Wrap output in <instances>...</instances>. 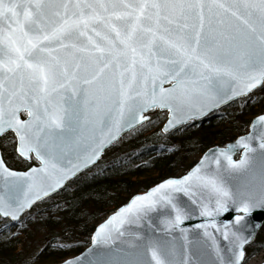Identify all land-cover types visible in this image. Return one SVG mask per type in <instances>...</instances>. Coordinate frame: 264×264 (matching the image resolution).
<instances>
[{
  "label": "snow or ice",
  "instance_id": "6c2138e0",
  "mask_svg": "<svg viewBox=\"0 0 264 264\" xmlns=\"http://www.w3.org/2000/svg\"><path fill=\"white\" fill-rule=\"evenodd\" d=\"M254 103L252 131L132 195L95 226L87 255H67L84 191L131 170L127 140L183 136ZM9 132L16 159L39 161L18 171L0 154V242L20 245L19 264H245L264 212V0H0ZM193 214L202 234L184 226Z\"/></svg>",
  "mask_w": 264,
  "mask_h": 264
},
{
  "label": "trees",
  "instance_id": "16d2710c",
  "mask_svg": "<svg viewBox=\"0 0 264 264\" xmlns=\"http://www.w3.org/2000/svg\"><path fill=\"white\" fill-rule=\"evenodd\" d=\"M261 107L262 105L254 103L241 115L236 106L229 105L221 112L213 113L202 121H197V126L183 136H154L149 130L134 139L127 140L122 151L132 154L128 158L130 163L125 165L131 170L118 172L108 180H101L98 184L91 185L90 193L88 190L84 191V200L80 207L86 211L76 222L77 230L74 233L79 243L67 255H76L82 251L90 243L91 233L96 224L108 213L125 203L130 196L145 191L162 178L184 173L195 162L191 158L196 153L201 154L213 145H224L243 134L249 125L250 118L258 114ZM153 119L155 120L156 117ZM12 136L8 133L7 137L0 139L1 152L10 167L25 169L30 164L15 158L11 145ZM166 140L171 144L180 145L179 149L169 151L171 144L166 145ZM132 156H135V159ZM258 241L259 239L256 238L254 244L264 243L263 239L261 242ZM258 244L257 246H260ZM19 247V244L12 247L6 242H0V264H19L21 259L17 255ZM258 249L259 247L254 249L247 247L245 262Z\"/></svg>",
  "mask_w": 264,
  "mask_h": 264
},
{
  "label": "water",
  "instance_id": "95a60500",
  "mask_svg": "<svg viewBox=\"0 0 264 264\" xmlns=\"http://www.w3.org/2000/svg\"><path fill=\"white\" fill-rule=\"evenodd\" d=\"M165 86H167V84L165 85ZM250 131H252V129H251V127H250V125L248 126V131L246 132V133H248V132H250ZM12 133V132H11ZM246 133H244V134H246ZM13 135H14V133H12ZM244 134H242V135H244ZM1 138V137H0ZM237 138V137H236ZM236 138L234 139V140H232V141H229V142H227L226 144H228V143H234L235 142V140H236ZM225 144V145H226ZM214 146V145H213ZM213 146H211V147H209V148H207L205 151H207L208 149H210V148H212ZM216 146H219V145H216ZM221 147H223V146H221ZM204 151V152H205ZM243 151V149L242 148H239V149H237L236 151H234V153H233V156H234V158L235 159H239L240 158V155H241V152ZM203 152V153H204ZM202 153V154H203ZM0 154H1V150H0ZM201 154V155H202ZM201 157V156H200ZM199 157V158H200ZM35 159V158H34ZM36 160V159H35ZM199 160V159H198ZM198 160L196 161V162H198ZM26 161H28V160H26ZM36 162H37V164H34V165H31V166H29V167H32V166H38L39 165V161L38 160H36ZM195 162V163H196ZM194 163V164H195ZM194 164L192 165V166H194ZM28 167V168H29ZM14 170H16V169H14ZM25 170H27V169H25ZM25 170H18V171H25ZM160 182V181H159ZM159 182H157V183H159ZM151 187V186H150ZM137 194V193H136ZM135 195V194H134ZM179 195V197H180V199H182V200H188V197H186L183 193H179L178 194ZM131 198V197H130ZM129 198V199H130ZM128 199V200H129ZM127 200V201H128ZM126 201V202H127ZM125 202V203H126ZM121 206V205H120ZM118 208V207H117ZM116 208V209H117ZM115 211V210H114ZM112 213V212H111ZM111 213H109L108 214V216L109 215H111ZM107 216V217H108ZM106 217V218H107ZM105 218V219H106ZM104 219V220H105ZM221 221H223V220H230L231 219V217L229 216V215H227V214H223L222 216H221ZM104 220H102V221H100L96 226H98L100 223H102ZM202 222V218L198 215V214H193V216L189 219V220H186L185 222H184V226L185 227H190V230L191 231H198V232H200L201 234H202V232H203V230L202 229H196V225L197 224H199V223H201ZM251 223H252V225H253V231H254V238H255V236H256V234H257V232H258V230L261 228V226H262V224L264 223V212H260V211H257V212H255V214L253 215V217H252V221H251ZM138 227H140V225H135V226H133V230H135L136 228H138ZM94 230H95V228H94ZM93 230V231H94ZM217 238H218V240L220 241V243L223 245V244H226L227 242L226 241H224L223 240V236H222V234H220V233H217ZM249 245V244H248ZM90 246H92V242H91V239H90V243L80 252V253H78V254H76L77 256L78 255H80L81 253H85V255H87V252H86V250L90 247ZM258 264H264V261H262V262H260V263H258Z\"/></svg>",
  "mask_w": 264,
  "mask_h": 264
},
{
  "label": "rangeland",
  "instance_id": "374dc122",
  "mask_svg": "<svg viewBox=\"0 0 264 264\" xmlns=\"http://www.w3.org/2000/svg\"><path fill=\"white\" fill-rule=\"evenodd\" d=\"M255 108H257V107H255ZM159 115L162 116L163 114L162 113H159ZM238 124H240V122ZM238 124L236 123V125H238ZM200 155H201L200 153H196L195 155H193V157L191 158V160L196 161L200 157ZM256 238L259 239L258 242H261L262 239H263V242H264V224L262 225V227L258 231ZM256 238H255V240H256ZM255 240L252 242V244L249 246V248L254 249L256 247H259V249L257 251H254L250 255V257L247 259V261H246L245 264H258V263H260V262H262L264 260V243L262 245H260V244L257 243L258 245H260V246H257V244H254Z\"/></svg>",
  "mask_w": 264,
  "mask_h": 264
}]
</instances>
